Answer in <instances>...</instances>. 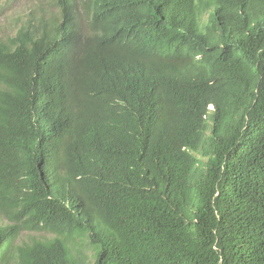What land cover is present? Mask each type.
<instances>
[{"label": "trees", "instance_id": "trees-1", "mask_svg": "<svg viewBox=\"0 0 264 264\" xmlns=\"http://www.w3.org/2000/svg\"><path fill=\"white\" fill-rule=\"evenodd\" d=\"M212 1L215 14L200 28L194 0H94L81 35L74 1L62 0L74 32L60 56L45 36L32 46L26 37L0 41V65L24 56L21 69L3 76L0 95V208L12 222L0 226V247L25 229L58 234L23 243L13 264H264V0ZM111 10L149 32L164 16L186 19L193 61L158 78L171 99L152 115L157 128L146 130L148 117L125 108L99 66L75 91L92 98L93 116L54 137L33 120L38 94L45 105L54 101L30 75L72 90ZM198 53L205 62L196 67ZM60 145L86 162L78 183L63 189L81 216L50 197L38 171L43 151ZM0 264L11 263L0 255Z\"/></svg>", "mask_w": 264, "mask_h": 264}, {"label": "clouds", "instance_id": "clouds-1", "mask_svg": "<svg viewBox=\"0 0 264 264\" xmlns=\"http://www.w3.org/2000/svg\"><path fill=\"white\" fill-rule=\"evenodd\" d=\"M57 6V14L50 20H45L43 16L35 18L34 22L23 25L13 34L0 37V41L11 37L15 40L28 38L31 46L36 38L45 36L50 38L54 53L58 55L62 47L68 43L70 35L74 29L70 25H64L62 0H54ZM75 9L76 24L81 35H85L90 27L91 12L94 0H73ZM0 0V17L4 15L5 9ZM196 6V19L201 28L205 22L212 20L216 11V4L212 0H194ZM33 10H31V15ZM101 24L102 30L98 33V47L92 49L87 56L86 65L80 81L72 90L64 89L59 84H55L48 77L34 73L31 76L33 87L36 90H44L52 97L53 106L45 105L40 99V95L34 99V118L36 122L54 137H63L65 127L71 122L93 116V100L90 96L78 97L75 91L83 87L87 81V72L99 67H108L104 72L108 74L113 84L123 92V100L120 102L126 109L148 117L147 129L157 128V119L152 115L158 108L168 107L170 93L167 88L158 82L162 74H166L168 79V67L174 64L192 62L193 54L188 51L184 43L186 31V19L174 16H164L160 19L151 32L141 30L138 19L132 14L120 15L112 11ZM182 16V15H180ZM184 17V16H182ZM31 20V19H30ZM152 36V38L147 37ZM63 42V45L61 42ZM10 56L2 61L0 65V95H4L7 89V81L4 75L13 70L21 69L24 56L23 52ZM127 53H134L136 57L130 58ZM196 59H201L196 63L202 65L205 62L203 55L198 53ZM3 100L1 99V102ZM209 108H213L210 105ZM52 120L51 126H47ZM36 151L38 149L34 142ZM48 158L38 157V171L46 183V187L52 194L50 197L57 201V197L64 200V203L57 201L58 204L68 208L72 214L81 216V209L70 206L72 198H66L63 194L64 188L74 187L85 169L86 162L82 156L71 155L67 149L60 145L51 151H43ZM51 181V182H50ZM77 192V191H76ZM76 198V195H75ZM12 223L7 213L0 208V226ZM25 231L46 232L49 236L32 237L26 242H31L35 238L40 240L49 239L50 241L58 237L56 232L49 230H23L18 238L12 235L6 238L5 243L0 247V255H6L9 263L12 257L19 254L22 241L18 240ZM85 243L89 238H78V242ZM85 250H88L84 246Z\"/></svg>", "mask_w": 264, "mask_h": 264}, {"label": "rangeland", "instance_id": "rangeland-1", "mask_svg": "<svg viewBox=\"0 0 264 264\" xmlns=\"http://www.w3.org/2000/svg\"><path fill=\"white\" fill-rule=\"evenodd\" d=\"M5 13L0 17V37L15 33L23 24L34 22L35 18L43 16L45 20L56 16L57 6L54 0H1ZM31 10L33 14L31 15ZM31 19V20H30ZM49 236L46 232L25 231L18 240L26 242L32 237ZM83 245L85 239L82 241Z\"/></svg>", "mask_w": 264, "mask_h": 264}, {"label": "bare ground", "instance_id": "bare-ground-1", "mask_svg": "<svg viewBox=\"0 0 264 264\" xmlns=\"http://www.w3.org/2000/svg\"><path fill=\"white\" fill-rule=\"evenodd\" d=\"M95 2H96V1H95ZM98 2H99V1H98ZM98 2H97V3H98ZM101 2H103V1H101ZM102 11H103V10H102ZM45 19H46V18H45ZM50 19H51V18H50ZM23 25H24V24H23ZM25 25H26V24H25ZM9 40H10V39H8V41H9ZM13 40H15V39H13ZM5 41H6V40H5ZM46 43H47V42H46ZM14 47H15V46H14ZM58 56H60V53H58ZM98 68H99V67H98ZM96 75H97V74H96ZM91 79H92V78H91ZM94 81H95V80H94ZM22 84L24 85V83H22ZM22 84H21V85H22ZM17 90H18V89H17ZM18 91H19V90H18ZM18 91H17V92H18ZM31 91H32V90H31ZM19 92H21V91H19ZM21 93H23V92H21ZM22 95H23V94H22ZM38 101H40V100H38ZM46 101H47V100H46ZM41 102H42V100H41ZM43 102H45V101L43 100ZM47 102H48V101H47ZM51 124H52V120H49L48 123H47V126H51ZM44 135H45V133H44ZM46 135H47V134H46ZM50 135H51V134H50ZM47 136H48V135H47ZM49 137H50V136H49ZM50 182H51V181H50ZM14 207H15V206H14ZM16 256H18V254H16ZM13 262H14V261H12L11 264H13Z\"/></svg>", "mask_w": 264, "mask_h": 264}]
</instances>
